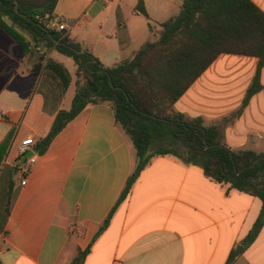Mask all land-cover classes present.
I'll return each mask as SVG.
<instances>
[{"label": "crops", "instance_id": "1", "mask_svg": "<svg viewBox=\"0 0 264 264\" xmlns=\"http://www.w3.org/2000/svg\"><path fill=\"white\" fill-rule=\"evenodd\" d=\"M139 1L59 0L53 13L66 18L72 39L111 68L158 40L162 24L179 15L186 0H141L148 18L136 12ZM251 1L264 11V0ZM54 53L66 57L56 51L48 57L67 68ZM35 62L0 27V264H71L89 247L84 264H228L232 256L230 264H264V226L244 247L263 202L170 155L152 159L98 234L137 165L136 150L111 105L90 104L44 154L35 147L36 162L25 169L20 144L44 139L76 93V68L74 76L67 68L72 81L59 98L34 73ZM258 62L220 55L175 109L219 126L221 140L235 152L264 153V67L261 91L237 115Z\"/></svg>", "mask_w": 264, "mask_h": 264}, {"label": "trees", "instance_id": "2", "mask_svg": "<svg viewBox=\"0 0 264 264\" xmlns=\"http://www.w3.org/2000/svg\"><path fill=\"white\" fill-rule=\"evenodd\" d=\"M58 1L0 0V27L27 52L35 55L38 44L46 48L36 59L33 71L55 87L59 98L72 79L67 68L48 57V52L56 51L76 64V93L71 108L56 113L51 130L36 145L38 154H44L64 127L90 104L111 105L117 123L132 141L137 165L98 234L108 226L152 159L170 155L185 164L200 166L215 182L263 202L260 216L244 241V247H249L264 226V153L233 151L221 140L219 126L206 124L203 117L180 113L175 104L220 55H244L256 57L259 62L237 115L243 113L262 89L264 11L251 0H186L179 15L162 24L158 40L145 44L130 61L108 68L67 32L44 27L40 18L52 14ZM135 10L148 18L141 0ZM22 33L31 37L33 46L25 42ZM89 251L90 247L80 251L71 264H84Z\"/></svg>", "mask_w": 264, "mask_h": 264}, {"label": "built area", "instance_id": "3", "mask_svg": "<svg viewBox=\"0 0 264 264\" xmlns=\"http://www.w3.org/2000/svg\"><path fill=\"white\" fill-rule=\"evenodd\" d=\"M40 19L47 30L63 33L67 32L69 29L68 21L63 16L52 13L44 15ZM35 49L42 54L46 52V48L41 44H38ZM36 144L37 143L33 138H28L24 140L18 148L19 158H22L28 152H33V155L25 160V169H28L29 166L36 162V158L34 156ZM22 184L25 185L26 181H23Z\"/></svg>", "mask_w": 264, "mask_h": 264}, {"label": "rangeland", "instance_id": "4", "mask_svg": "<svg viewBox=\"0 0 264 264\" xmlns=\"http://www.w3.org/2000/svg\"><path fill=\"white\" fill-rule=\"evenodd\" d=\"M49 53H51V52H49ZM41 55H42L41 52L36 51L35 58L38 59ZM52 57L55 58L56 60H62V58H63V60L65 61V65L72 72V74L74 76L76 64L72 58H67V57H62V56L60 57V55H58L57 53L52 54ZM73 91H74V88H73Z\"/></svg>", "mask_w": 264, "mask_h": 264}, {"label": "water", "instance_id": "5", "mask_svg": "<svg viewBox=\"0 0 264 264\" xmlns=\"http://www.w3.org/2000/svg\"><path fill=\"white\" fill-rule=\"evenodd\" d=\"M33 152H28L22 157V162H24L28 157L32 156Z\"/></svg>", "mask_w": 264, "mask_h": 264}]
</instances>
